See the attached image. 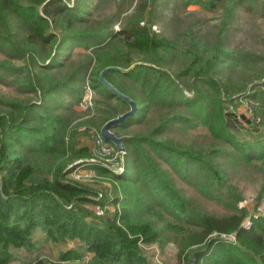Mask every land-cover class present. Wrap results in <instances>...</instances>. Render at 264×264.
Masks as SVG:
<instances>
[{
    "label": "trees",
    "instance_id": "trees-1",
    "mask_svg": "<svg viewBox=\"0 0 264 264\" xmlns=\"http://www.w3.org/2000/svg\"><path fill=\"white\" fill-rule=\"evenodd\" d=\"M178 1L207 11L227 5L264 13V0ZM85 6L80 0H74L73 6L67 0H0V52L8 60L0 61V82L39 98L31 102L0 97V264L13 262L16 250L35 252L38 229L53 243L73 241L77 247L60 253L55 263L39 260L37 264H66L88 254L92 255L89 264H150L139 247L140 240L163 248L172 241L168 229L179 228L183 237L179 239L178 234L174 238L179 245V264H190L196 252L207 248L198 264H264V216L253 217L250 228L243 226L248 209H239L243 198L231 186L227 168L219 163L224 159L233 162L238 156L248 165L259 163L264 168V140L246 143L237 139L224 106V96L231 98L234 92L230 82L226 85L217 78L225 72L234 73L235 68L249 66L250 70L264 58L227 49L221 41L205 44L192 33L169 40L152 33L148 23L141 25L143 11L130 16L124 27L115 31L118 21L93 24L84 15L90 13ZM108 44L116 46V52L107 50ZM67 47L96 49V65L91 69L90 58L64 78H57L56 70L63 66L62 51ZM134 55L143 58L138 62ZM12 60L23 64L14 67ZM133 65L127 73L112 70L106 75L107 81L139 106L137 116L114 132L118 135L120 129L142 124L152 114L162 117L146 134L126 136L127 162L120 175L101 164H88L87 168L114 178L106 196L113 195L112 202L121 210L99 221L84 207L93 203L87 197L91 189L64 182L70 171L68 160L94 155V135L93 146L78 145L74 134L68 137L69 123L59 112L80 105L91 69L92 86L107 100L115 101L105 102L102 126L122 115L129 106L112 95L99 77L107 67L129 69ZM262 65L251 70L254 80L263 78ZM249 84L239 83L237 92ZM259 87L264 88V83L255 90ZM67 96L74 102H65ZM251 96L258 101L264 118V91ZM201 127L208 129L220 146L178 147L167 138L176 131ZM65 155L68 160H59ZM173 173L207 199L228 204L231 213L210 216L193 205L176 187ZM263 195L264 184L258 201ZM157 221L167 224L158 226ZM229 234H235L237 243L220 238Z\"/></svg>",
    "mask_w": 264,
    "mask_h": 264
},
{
    "label": "rangeland",
    "instance_id": "rangeland-1",
    "mask_svg": "<svg viewBox=\"0 0 264 264\" xmlns=\"http://www.w3.org/2000/svg\"><path fill=\"white\" fill-rule=\"evenodd\" d=\"M67 2L70 6L74 4V0H67ZM80 2L86 4L85 7L90 13L84 15L90 22H93V24H98L101 21L107 20L118 21L114 25L115 31H120L130 16L143 11L145 20L141 25L143 26L148 23L152 33L164 36L169 40H175L176 38L184 37L186 33H192L194 37L201 38L205 44L213 45L216 41H221L222 46L227 49L235 50L241 54H255L264 58V13L262 14V12L250 13L247 12L245 8L236 7L233 9L227 5L221 6L214 11H207L200 6L185 7L181 1L178 0H80ZM77 28L83 29V26L77 25ZM115 47L112 44H108L107 50L111 51L114 49V52H116ZM95 55L96 49L90 50L83 47H67L66 50L62 51V57L60 59L63 62V66L56 70V77L61 79L64 78L66 74L77 69L81 63L90 58H93V63L91 65L92 69L97 62ZM142 58V55H134L133 57V59L138 62L141 61ZM0 61L8 62L6 56L1 52ZM252 61H257V59H252ZM9 62L14 67L23 64L17 60ZM262 63L264 62L259 61L255 62L253 65L251 64L250 70L249 66L243 69L235 68L234 73L229 71L225 72L228 74L222 73L217 76L222 83L226 85H228L227 83L229 82L231 83L228 86L230 90L234 92L233 95L231 98L224 96L226 100L224 106L228 117V125L237 139L246 143L264 140L263 113L261 112L258 101L254 100L251 96L255 91H264V88L260 87L255 90L256 85L264 83V76L261 80L257 81L254 80V77L251 75V70L256 69L257 71L259 67L263 66ZM90 71L83 85V95L80 103L85 95L86 86L89 84L94 92L93 107L87 110L82 108L81 105H78L70 110L59 112L63 113L66 121L69 123L67 132L68 137L74 134L73 137L78 145L85 147L93 146L92 135L95 136V133H100V128L103 127L100 118L102 117L101 112L106 109L105 102L115 103V101L107 100L104 96H101L92 86ZM169 72L175 76V69H171ZM9 81H11L10 78L7 82ZM244 82L251 84L247 85V88L243 91L237 92L238 84H244ZM186 94L192 96L191 91L186 90ZM0 97L15 101H39L38 96L34 94H25L17 87L1 82ZM63 100L67 103L74 102L72 96H67ZM161 117V114H152L150 119L142 124H134L126 130H118V135L122 137L135 134H146L160 122ZM115 132H117V130ZM167 138L178 147L192 146L197 149H209L213 147L215 143L219 145L212 137L210 131L204 127L176 131L169 134ZM68 142L69 140H67L66 143ZM89 150H91V148H89ZM125 152L126 155L123 158L124 169L127 162V151ZM68 158V155H65L59 160L65 162ZM90 159H96L105 168L111 165H117L118 161L121 162L120 159L116 160L114 158V154L109 155L107 153L100 155V157L94 153L92 158L89 159L68 160L67 170L70 171L69 176L64 182L74 185L80 184L74 182L72 172L89 171L90 168L87 167H89L88 161H90ZM219 163H221L223 168H227L231 186L234 187L243 198L242 202L238 204V207L239 209H248L249 216L246 218L243 226L245 228H250L252 226L253 217L258 218L264 216V195L262 199L258 201L264 184V168L259 166V163L248 165L242 159L238 158V156L233 162L224 159L219 161ZM165 167L169 168L166 164ZM116 174L120 175L121 173ZM113 179L114 178L109 175L96 172L95 177L90 179L93 181L81 182L83 183L81 185L91 189L87 197L91 199L93 203L84 204V207L92 212L91 216L96 218V220H107V218L115 212L121 213V210L118 211V207L112 202L113 195L106 196L112 189L111 184L114 183ZM173 179L176 187L193 202V205L210 216L223 217L231 213L228 204H220L215 200L207 199L198 193L193 185L179 177L176 173H173ZM118 192H121L120 187L118 188ZM101 194L103 195L101 204L107 207V215L104 218L96 217L93 212V208L97 203L96 199H98ZM143 194L145 193L143 192ZM157 224L158 226H164L167 223L165 221L162 223L157 221ZM118 225H120V222H118ZM178 231L177 229L176 231L168 229L167 235L171 237L172 241L169 243L167 242L163 248L157 243L144 244L142 239L140 240L139 247L145 252L150 264H179V245L175 242L174 238L175 235L179 234L180 236L178 237L180 239L183 237V234L180 228ZM45 236L47 238L46 233H44V237ZM220 238L230 243H237L235 234L223 235ZM50 253L53 255L56 253V250H53L52 246L50 248ZM87 257L89 258V255Z\"/></svg>",
    "mask_w": 264,
    "mask_h": 264
},
{
    "label": "water",
    "instance_id": "water-1",
    "mask_svg": "<svg viewBox=\"0 0 264 264\" xmlns=\"http://www.w3.org/2000/svg\"><path fill=\"white\" fill-rule=\"evenodd\" d=\"M135 65L131 66L129 69H122L120 67H107L101 73L99 77L100 83L111 92L112 95L118 97L123 102H125L129 106V110L119 115L118 117L109 120L106 122L103 127L101 128L100 134L102 138L107 142L114 145V147L119 152L126 151L125 140L126 136H118L114 132V130L118 127L123 126L128 120L137 116L139 112V106L131 97L123 94L117 88H115L109 81L106 79V75L109 71L116 70L119 72L127 73L134 68ZM208 251V248L203 251H198L193 255V258L190 264H198L199 258L204 255Z\"/></svg>",
    "mask_w": 264,
    "mask_h": 264
},
{
    "label": "built area",
    "instance_id": "built-area-1",
    "mask_svg": "<svg viewBox=\"0 0 264 264\" xmlns=\"http://www.w3.org/2000/svg\"><path fill=\"white\" fill-rule=\"evenodd\" d=\"M93 89L91 87V85H87L86 86V91H85V95L82 99V102L80 103L81 107L84 109H91L93 107ZM96 135L94 136V149H93V153H95L97 156L100 157V155H103L105 153L112 155L114 154V158L120 159L121 162H117V165H111L109 167H107L108 169H110L111 171L115 172V173H122L124 171V161L123 158L126 155V152H119L113 144L111 143H107L101 136L100 133H95ZM87 161V160H86ZM83 162V161H81ZM91 163H98L100 164L96 159H90V161H88V164ZM80 170V169H78ZM82 171V170H81ZM95 171L90 169L89 171H84V172H77L75 171L74 173L72 172V177L75 183H80L83 184L81 182L85 181V182H91L95 177ZM71 177V178H72ZM103 195L101 194L99 196L98 199H96L97 203L93 208V212L95 214L96 217L98 218H104L107 215V207L103 206L101 204ZM118 211H120V208L118 207Z\"/></svg>",
    "mask_w": 264,
    "mask_h": 264
},
{
    "label": "crops",
    "instance_id": "crops-1",
    "mask_svg": "<svg viewBox=\"0 0 264 264\" xmlns=\"http://www.w3.org/2000/svg\"><path fill=\"white\" fill-rule=\"evenodd\" d=\"M34 240L37 243V250L32 253L22 249L14 251L15 260L11 262L12 264H37L39 260H43L46 263H55L59 260L60 253L77 247L76 242L73 243V241H68L64 244L53 243L48 237H44V233L40 229L35 231ZM51 246L53 250H56L54 255L50 253ZM88 255L89 258L87 257ZM88 255L83 260L71 261L66 264H89L88 262L92 255Z\"/></svg>",
    "mask_w": 264,
    "mask_h": 264
}]
</instances>
